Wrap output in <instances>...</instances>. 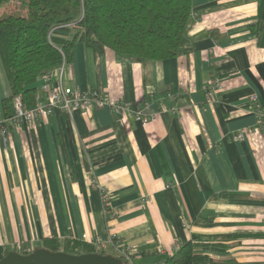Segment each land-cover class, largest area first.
Instances as JSON below:
<instances>
[{"label":"crops","instance_id":"0c3cea01","mask_svg":"<svg viewBox=\"0 0 264 264\" xmlns=\"http://www.w3.org/2000/svg\"><path fill=\"white\" fill-rule=\"evenodd\" d=\"M192 3L190 43L175 56L141 63L78 42L56 76L145 107L149 122L93 106L9 125L0 258L54 237L129 264L116 234L132 264H162L193 237L219 245L194 264H264V0ZM213 78L224 89L212 97ZM9 92L0 61V111ZM168 92L180 111L159 110ZM98 185L111 194L108 215ZM221 192L231 194L210 196Z\"/></svg>","mask_w":264,"mask_h":264},{"label":"trees","instance_id":"16d2710c","mask_svg":"<svg viewBox=\"0 0 264 264\" xmlns=\"http://www.w3.org/2000/svg\"><path fill=\"white\" fill-rule=\"evenodd\" d=\"M10 1L0 0V7ZM19 1V9L0 14V61L10 91L2 100L6 117L15 97L27 108L36 104L43 76L70 61L78 42L100 54L114 51L141 63L173 57L190 43L192 0ZM218 246L193 237L162 264H194L208 259L205 252ZM42 248L107 254L73 238L48 237Z\"/></svg>","mask_w":264,"mask_h":264},{"label":"built area","instance_id":"2783aa9c","mask_svg":"<svg viewBox=\"0 0 264 264\" xmlns=\"http://www.w3.org/2000/svg\"><path fill=\"white\" fill-rule=\"evenodd\" d=\"M64 61L56 70L46 73L43 76L42 83L40 84V93L36 95V104L33 107L27 108L21 97H15L12 102V113L10 117H6L2 111H0V137L4 142L7 141L8 125L17 123L18 121L32 122L36 119H43L50 116L56 110H62L67 113H72L76 108H90V107H102L109 106L112 111L119 116L134 117L142 120L144 123L150 121L153 115L145 111V107H140L130 101L125 100H111L107 95L102 94L98 90H80L71 89L63 85L62 79H56L58 73L61 74ZM205 91L213 96L218 94L224 89L223 83L217 79H211L205 86ZM43 93V95H42ZM176 98L171 92H168L166 96L160 102V111H180L179 108L172 106L169 101ZM148 102H146L147 104ZM260 118H264V110L259 108ZM244 131H239L233 135L234 139H243ZM99 186V185H98ZM101 191V198L103 202V210L105 215L110 212V192L99 186ZM117 235L113 234L110 237V241L115 245L119 254L128 260L129 264H132L131 260V248L127 246H120L115 244ZM179 245L177 244V248ZM17 248L21 251L24 250L21 245H17Z\"/></svg>","mask_w":264,"mask_h":264},{"label":"water","instance_id":"95a60500","mask_svg":"<svg viewBox=\"0 0 264 264\" xmlns=\"http://www.w3.org/2000/svg\"><path fill=\"white\" fill-rule=\"evenodd\" d=\"M0 264H123V259L110 253L76 254L38 248L28 254L10 251L0 258Z\"/></svg>","mask_w":264,"mask_h":264},{"label":"rangeland","instance_id":"374dc122","mask_svg":"<svg viewBox=\"0 0 264 264\" xmlns=\"http://www.w3.org/2000/svg\"><path fill=\"white\" fill-rule=\"evenodd\" d=\"M19 3H20L19 0H11L9 3L0 7V14L3 12H12L15 11L16 9H19L18 7ZM23 254H28V252H25Z\"/></svg>","mask_w":264,"mask_h":264}]
</instances>
